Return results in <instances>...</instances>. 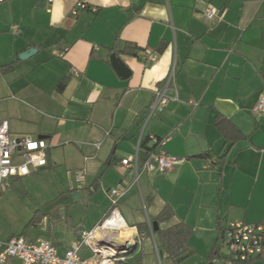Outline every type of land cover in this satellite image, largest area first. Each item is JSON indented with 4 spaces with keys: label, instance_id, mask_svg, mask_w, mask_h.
Listing matches in <instances>:
<instances>
[{
    "label": "crops",
    "instance_id": "0c3cea01",
    "mask_svg": "<svg viewBox=\"0 0 264 264\" xmlns=\"http://www.w3.org/2000/svg\"><path fill=\"white\" fill-rule=\"evenodd\" d=\"M83 1L76 14L78 0L0 2V77L7 76L0 100H8L0 121L13 137L48 144L47 164L11 177L7 190L41 173L74 196L32 217L38 227L23 236L48 239L63 256L106 218L109 190L122 184L129 188L115 207L126 231L106 235L138 242L126 264L135 254L141 264H162V254L175 264L156 231L176 224L188 231L180 264H226V224L264 218V113L252 110L264 94V0ZM208 6L218 9L212 19L202 15ZM126 45L136 54L126 53ZM31 47L29 57H18ZM112 53L126 76L111 64ZM166 83L172 97L151 111L154 91ZM217 115L225 119L223 130ZM149 135L183 161L163 172L140 169L135 180L121 159L138 160ZM164 206L173 215L150 222ZM80 254L91 251L84 245ZM231 264H264V255Z\"/></svg>",
    "mask_w": 264,
    "mask_h": 264
},
{
    "label": "built area",
    "instance_id": "2783aa9c",
    "mask_svg": "<svg viewBox=\"0 0 264 264\" xmlns=\"http://www.w3.org/2000/svg\"><path fill=\"white\" fill-rule=\"evenodd\" d=\"M2 0H0L1 2ZM50 1V0H49ZM86 7L83 0H78L71 13ZM218 14V9L208 6L203 16L212 19ZM172 96L168 93L167 83L154 91V100L150 106L153 111L163 106ZM175 98V97H174ZM253 112L264 113V94L257 97ZM152 143L157 142L153 135L148 136ZM48 144L42 138H32L28 135L13 137L9 134L6 120L0 121V192H5L11 177H20L37 171L47 164ZM183 158L173 157L158 148L151 151L141 167L137 156L121 159V163L129 165L135 171L159 170L165 171L173 165L181 163ZM82 176L78 174L75 182L82 186ZM129 186L119 184L109 190L112 207L106 218L97 226L81 234L67 248L63 256L57 254L55 246L45 238L27 239L23 235H13L6 239L0 238V264H126V256L138 244L127 239L123 245L121 240L112 242L107 231H121L126 225L118 209V200L127 192ZM151 231V228H150ZM122 242V241H121ZM221 244L225 248L222 258L226 264L235 261H248L264 255V218L256 222L231 221L223 228ZM88 246L90 256L80 254L82 246ZM156 250V249H155ZM157 252V251H156ZM16 260V261H15Z\"/></svg>",
    "mask_w": 264,
    "mask_h": 264
},
{
    "label": "rangeland",
    "instance_id": "374dc122",
    "mask_svg": "<svg viewBox=\"0 0 264 264\" xmlns=\"http://www.w3.org/2000/svg\"><path fill=\"white\" fill-rule=\"evenodd\" d=\"M6 78L7 76L0 77V87L5 85ZM2 92L1 90L0 95L5 94ZM7 102L6 97L4 101L0 100V114L5 112L4 104ZM80 191L87 196L85 189ZM73 198V193L69 190L63 191L52 175L39 173L29 176L27 180L22 178L4 194H0V236L24 235L26 232L34 234L38 225H33L32 217L39 213L48 215L52 210L61 208L65 199L70 202ZM34 220L38 219L35 217ZM45 220L46 216L41 219V224ZM222 251H225V248L222 247ZM160 261L162 264H168V259L163 254Z\"/></svg>",
    "mask_w": 264,
    "mask_h": 264
},
{
    "label": "trees",
    "instance_id": "16d2710c",
    "mask_svg": "<svg viewBox=\"0 0 264 264\" xmlns=\"http://www.w3.org/2000/svg\"><path fill=\"white\" fill-rule=\"evenodd\" d=\"M138 48L136 47H131L129 45H126L124 50L126 53L135 55L136 50ZM5 67L1 68V72L5 71ZM64 85V81H60L58 84L59 88H62ZM216 122L215 124L223 130V123H225V119L220 117V115L216 116ZM149 138L148 136L144 137L140 141V151L138 153V160L140 164H142L147 158L148 155L151 151H157L159 146H160V139H157V142L148 144ZM172 211L169 208V206H164L162 210L157 214L156 217L150 218V222L153 220H156L157 222L164 221L171 217ZM159 236L161 237L162 244L164 245L165 248L169 251V254L173 258L175 264H180L182 259L184 258V255H181L183 250L186 248V238L188 235V231L186 230V227L182 224H176L173 225L167 229H158L156 231ZM132 263L130 264H141V255H134L133 260L131 261ZM203 264H207L206 262Z\"/></svg>",
    "mask_w": 264,
    "mask_h": 264
},
{
    "label": "water",
    "instance_id": "95a60500",
    "mask_svg": "<svg viewBox=\"0 0 264 264\" xmlns=\"http://www.w3.org/2000/svg\"><path fill=\"white\" fill-rule=\"evenodd\" d=\"M36 51V48L35 47H31V48H28V49H26V50H24V51H22V52H20L19 54H18V57L20 58V59H24V58H27V57H29L33 52H35ZM110 61H111V64L114 66V68L117 70V72L119 73V74H121V75H125L126 76V74L128 73L127 72V68L125 67V65H124V63L122 62V60L115 54V53H112L111 55H110ZM153 224H154V228H156L157 226H156V222L154 221L153 222ZM112 242H115V241H117L118 239L117 238H114V237H112L111 239H110ZM119 241V240H118ZM118 244H120V245H123L124 244V242L122 241H120Z\"/></svg>",
    "mask_w": 264,
    "mask_h": 264
},
{
    "label": "bare ground",
    "instance_id": "6f19581e",
    "mask_svg": "<svg viewBox=\"0 0 264 264\" xmlns=\"http://www.w3.org/2000/svg\"><path fill=\"white\" fill-rule=\"evenodd\" d=\"M124 231H126V230L125 229H121L120 233H123ZM120 233L118 234L119 235L118 238L126 235V234H120Z\"/></svg>",
    "mask_w": 264,
    "mask_h": 264
}]
</instances>
